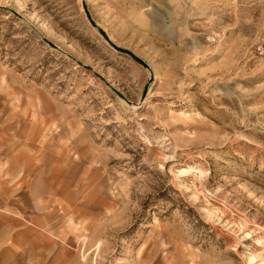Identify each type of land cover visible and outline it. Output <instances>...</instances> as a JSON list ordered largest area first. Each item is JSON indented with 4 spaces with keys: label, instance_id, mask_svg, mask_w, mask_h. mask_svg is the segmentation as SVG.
I'll list each match as a JSON object with an SVG mask.
<instances>
[{
    "label": "rangeland",
    "instance_id": "obj_1",
    "mask_svg": "<svg viewBox=\"0 0 264 264\" xmlns=\"http://www.w3.org/2000/svg\"><path fill=\"white\" fill-rule=\"evenodd\" d=\"M0 264H264V0H0Z\"/></svg>",
    "mask_w": 264,
    "mask_h": 264
},
{
    "label": "water",
    "instance_id": "obj_2",
    "mask_svg": "<svg viewBox=\"0 0 264 264\" xmlns=\"http://www.w3.org/2000/svg\"><path fill=\"white\" fill-rule=\"evenodd\" d=\"M115 50L119 51V52H123L125 54H128L129 56H131L132 58H134L136 61H138L141 65H143L144 67H147L142 61H140L139 59H137L132 53H130L129 51L126 50H122L120 48H116L113 47Z\"/></svg>",
    "mask_w": 264,
    "mask_h": 264
}]
</instances>
